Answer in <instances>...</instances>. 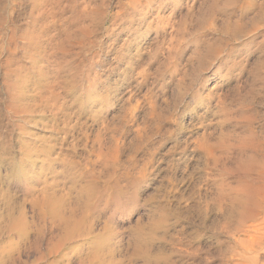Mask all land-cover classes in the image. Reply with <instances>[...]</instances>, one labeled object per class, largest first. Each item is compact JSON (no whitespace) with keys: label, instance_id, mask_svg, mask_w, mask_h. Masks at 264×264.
Masks as SVG:
<instances>
[{"label":"rangeland","instance_id":"rangeland-1","mask_svg":"<svg viewBox=\"0 0 264 264\" xmlns=\"http://www.w3.org/2000/svg\"><path fill=\"white\" fill-rule=\"evenodd\" d=\"M262 161L264 0H0V264H264Z\"/></svg>","mask_w":264,"mask_h":264},{"label":"bare ground","instance_id":"bare-ground-1","mask_svg":"<svg viewBox=\"0 0 264 264\" xmlns=\"http://www.w3.org/2000/svg\"><path fill=\"white\" fill-rule=\"evenodd\" d=\"M76 31V30H75ZM70 45V44H69ZM262 163H263V165H264V162L262 161ZM263 172H264V170H263ZM259 176V175H258ZM263 176H264V174H263ZM264 179V178H263ZM260 183V182H259ZM261 202V201H260ZM263 216V215H262ZM264 234V233H263ZM243 241V240H242Z\"/></svg>","mask_w":264,"mask_h":264}]
</instances>
